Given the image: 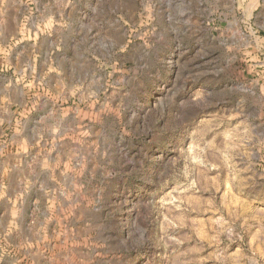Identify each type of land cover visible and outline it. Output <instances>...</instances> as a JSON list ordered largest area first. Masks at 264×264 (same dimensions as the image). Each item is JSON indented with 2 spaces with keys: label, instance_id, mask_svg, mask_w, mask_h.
I'll use <instances>...</instances> for the list:
<instances>
[{
  "label": "rangeland",
  "instance_id": "rangeland-1",
  "mask_svg": "<svg viewBox=\"0 0 264 264\" xmlns=\"http://www.w3.org/2000/svg\"><path fill=\"white\" fill-rule=\"evenodd\" d=\"M264 0H0V264H264Z\"/></svg>",
  "mask_w": 264,
  "mask_h": 264
},
{
  "label": "crops",
  "instance_id": "crops-1",
  "mask_svg": "<svg viewBox=\"0 0 264 264\" xmlns=\"http://www.w3.org/2000/svg\"><path fill=\"white\" fill-rule=\"evenodd\" d=\"M263 12L264 14V6H262L258 11H256V14H261ZM246 29L249 30V35H254L255 38L258 41H261L264 43V26H259L255 22L254 23H248L246 24Z\"/></svg>",
  "mask_w": 264,
  "mask_h": 264
}]
</instances>
